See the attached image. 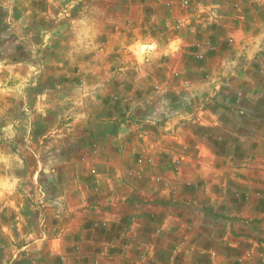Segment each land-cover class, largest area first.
<instances>
[{
    "label": "rangeland",
    "instance_id": "rangeland-1",
    "mask_svg": "<svg viewBox=\"0 0 264 264\" xmlns=\"http://www.w3.org/2000/svg\"><path fill=\"white\" fill-rule=\"evenodd\" d=\"M132 1L118 0L120 9L115 11L114 0H0V264L209 262L208 255L201 253L190 255L183 262L177 242L171 244V256L164 254L166 240L161 223L135 226L141 234L131 230L133 224L127 219L115 225L114 215L127 218L132 213L128 208L99 205L69 208L63 201H46L41 208H36L33 202L28 207L9 205L16 203L9 200L14 194L4 193L15 181L32 182L28 189L29 197L34 199L33 181H47L52 170H61L64 175L65 172L85 175L89 171L94 178L98 170L110 171L117 165L119 143L114 135L119 124L161 123L185 112L182 122L188 129L197 128L202 133L201 141L206 140L209 145L223 147L232 134L229 150L233 157L215 164L216 167L245 164L258 168L261 164L264 169V162L236 158L242 147L236 141L244 132L248 134L243 128L247 93L264 90V63L261 65L255 57L245 55L244 49L226 47L229 42L245 40L244 28L238 25L242 20L238 11L252 2L258 4V0L227 1L226 8L234 10L239 18L232 14L230 20L233 22L235 17L236 23L224 25L226 18L219 11L221 6H211L208 0H174L180 6L178 14L187 9L199 14L198 18L192 13L178 20L179 30L186 32L197 18L198 25L207 33L201 31L197 35L188 30L189 33L178 38L185 43L181 61L187 59L188 63L204 66L198 79L187 77L194 75V70L186 74L175 61L169 70L168 83L158 78L165 74L163 68L169 56L149 41L114 56L115 52L110 53V58L101 57L111 42L109 35L114 34H105V28L120 31L119 28L137 24L136 17L126 12ZM259 1L264 5V0ZM87 28L93 30L86 32ZM208 43L218 44L217 59L200 50L201 45ZM121 55L123 63L115 65ZM106 60L113 64L108 65ZM251 61L256 65L250 71ZM212 63L216 66L214 71L209 69ZM250 73L260 79L249 77ZM166 85L170 93L163 92ZM169 107L175 110L169 111ZM82 126L91 131L88 140L69 143L68 134ZM139 140L145 143L144 151H153L147 141ZM103 147L106 157L102 163L98 162L103 164L101 168L89 166V161ZM74 151H79V155L75 156ZM41 167L47 171L43 178ZM36 173L39 176L34 178ZM162 173L163 170L158 171L155 182L162 183ZM3 175L10 177L9 188L4 185ZM70 181L76 183L72 178ZM257 195H251L249 200H256ZM203 212L222 221L218 226L222 233L227 226L224 215L209 207H204ZM259 216L264 214L252 213L251 217L257 218L250 222L234 217L227 226L233 229V242L237 243L231 252L234 258L238 256L237 261L229 260L227 264H264V222Z\"/></svg>",
    "mask_w": 264,
    "mask_h": 264
},
{
    "label": "crops",
    "instance_id": "crops-1",
    "mask_svg": "<svg viewBox=\"0 0 264 264\" xmlns=\"http://www.w3.org/2000/svg\"><path fill=\"white\" fill-rule=\"evenodd\" d=\"M171 1L133 0L126 12L136 17L137 24L128 26L129 28L127 26L119 28L120 31L118 28L115 30L105 28V34H114L109 35L111 42H108L106 51L101 52V57L107 59L110 58V53L115 52L112 54L114 56L116 53L120 54L123 49L129 50L137 43L149 41L158 50L160 49L163 55L167 53L169 56V61L163 68L165 74L159 76V80L167 83L170 81L169 70L175 65V61L183 71L185 70L186 74L188 71L193 72L194 70L196 75L187 77H196L197 80L204 70V66L188 63L187 59L184 62L181 61L180 52L185 43L178 38H180V34L185 36V33H189L188 30H192L197 35L201 31L204 33L207 31L198 25L199 14L197 11L187 9L180 15L178 14L179 4L174 0ZM208 1L210 3L207 4L215 5L216 8L221 6L219 11L226 18L222 25L225 22H232L230 18L233 15L242 16L238 25L244 28L243 38L245 37V40L229 42L226 47L244 49L246 50L245 55L250 58L251 56L255 57V61L263 65L264 5H261L259 0L258 4L252 2L251 5L246 6L245 10L238 11V15H236L234 10L226 8V2L229 0ZM114 3V10L117 11L120 9L118 0H114ZM216 11L218 12V9ZM192 13H196L197 18L193 19L192 23L190 22L191 26H188L186 32L179 30L180 27L176 25V22L182 18L190 17ZM232 23H236L235 17ZM92 30L93 28H87L85 31ZM89 39L91 44L92 37L89 36ZM217 45L213 43L201 45L200 50H206L212 59H217L219 56ZM110 49L112 50L110 51ZM195 51L199 52L196 48ZM120 57V60H115V65L121 66L123 63L124 57L122 55ZM106 63L113 64L107 60ZM214 65L213 63L210 65L211 71L216 69ZM253 65L256 64L251 61L248 70H253ZM206 68L208 65H205ZM255 75L248 74L249 77L253 76L259 80L260 78ZM163 92L170 93V87L166 85ZM247 96L249 97L248 106L244 108L247 118L244 117L243 128L248 134L244 132L242 138L239 137V140L236 141L238 146H242L238 150L239 155L236 158L264 162V90H251ZM262 96L263 98H261ZM171 109L175 110L174 107L168 108L169 111ZM168 110L167 112H169ZM185 114V112H181L178 117L174 116L173 119L163 120L161 123L125 122L117 125V135H114L119 143L117 165L110 171H108L109 169H106L107 172L98 170V175L94 178V175H91L89 171L85 175H74L70 172H67V175L65 172L64 175L61 170H52V173L48 174L50 178L47 177V181L38 182L36 179L33 181L36 185L34 186V199L29 197L30 189H28L32 182L30 183L28 180L15 181L13 186L4 193L14 194V198L9 200H16V203H9V205L19 208L27 204L28 207L33 202L36 208H41L46 201H63L69 208H83L84 205H99L102 208L115 209L128 208L132 213L127 218L113 214L116 218L115 225L120 224L121 220L127 219L131 225L133 224L131 230L141 234L142 231L136 229L135 226L149 224L154 226L161 223L166 248L169 247L166 250L164 246V254L167 256H171L173 253L171 244L174 245L177 242V245L181 247L180 256L183 257V262L188 256L199 253L208 255L209 262L207 264H227L230 262L229 260L237 261L238 256L234 258L231 252L237 244L233 242L235 240L234 232L227 226L232 220L234 221V217L250 222L252 218H257L251 217L252 213L264 214V169L261 164L258 165V168H250L245 164L237 167L221 164L220 167H216L215 164L225 162L233 157V152L229 150L233 144L231 142L232 134L229 142L223 147L209 145L204 142L206 140L201 141L202 133L197 128L188 129L185 126L187 124L182 122ZM233 126L229 132L234 128ZM90 132V129L85 126L76 128L68 134V142L77 144L84 140L87 141L86 138ZM229 134L227 135L230 136ZM102 137H105V134L100 136V139ZM139 139L147 141L153 151H144L145 143H141ZM87 148L91 151L89 144ZM103 149L104 147L101 148V152ZM98 151L100 152V149ZM78 153L79 151H74L75 156L79 155ZM98 153L96 152L92 160L89 161V166L97 165L101 168L103 164L98 162L104 160L106 156L104 151L101 154ZM83 160L85 159H81V161ZM146 161L153 162L152 166ZM175 161L178 162L177 168H175ZM41 169L43 178L47 171H45L46 168L41 167ZM159 170H163L162 183L154 181ZM36 175L39 176L36 173L34 178ZM3 176L4 185L9 188L10 177ZM11 176L15 178L14 175ZM70 178L74 179L76 183H72ZM189 182L191 185L188 184ZM199 183L200 185H198ZM253 194H258L259 198L249 200ZM39 204L40 206H38ZM204 207L219 210L224 215L227 226L222 233H219L218 230L222 221L215 217L205 216ZM258 219H263L264 222V216H259ZM116 231L121 233L119 230Z\"/></svg>",
    "mask_w": 264,
    "mask_h": 264
},
{
    "label": "built area",
    "instance_id": "built-area-1",
    "mask_svg": "<svg viewBox=\"0 0 264 264\" xmlns=\"http://www.w3.org/2000/svg\"><path fill=\"white\" fill-rule=\"evenodd\" d=\"M184 4H186V2H184Z\"/></svg>",
    "mask_w": 264,
    "mask_h": 264
}]
</instances>
